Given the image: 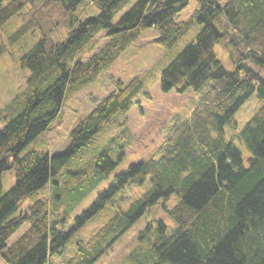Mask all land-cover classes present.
Masks as SVG:
<instances>
[{
	"label": "trees",
	"instance_id": "1",
	"mask_svg": "<svg viewBox=\"0 0 264 264\" xmlns=\"http://www.w3.org/2000/svg\"><path fill=\"white\" fill-rule=\"evenodd\" d=\"M31 1L0 0V29ZM90 1L99 11L77 19L83 0H49L67 15L70 30L63 40L42 33L22 53L25 85L0 109V178L7 170L15 178L8 191H0L1 259L5 264H52L53 256L63 254L62 264H94L158 207L160 215L146 219L138 231L140 245L129 253L127 264H141V257L147 264H264V0H196L185 20L178 16L189 0ZM36 27L33 18L15 30L9 43ZM150 28L157 30L152 41L165 48L196 30L194 40L161 71L160 87L164 92H200V102L185 120L168 126L158 157L117 174L113 185L68 227L72 206L65 197L72 188L66 181L58 183L59 169L118 114L129 111L136 88L120 86L102 98L71 129L65 151L50 156L23 149L59 115L66 95L95 81ZM101 35L106 41L98 47ZM214 44L227 50L231 70L216 58ZM4 50L0 44V55ZM253 95L259 106L227 141L225 126L235 129L234 114ZM112 157L106 148L71 175L89 184L94 175H88V166L105 177L122 151L116 160ZM49 182L57 185L58 201L44 193ZM126 189L130 202L124 206ZM107 200H113L110 219L88 239L70 245L74 233L103 211ZM25 223L27 230L7 245Z\"/></svg>",
	"mask_w": 264,
	"mask_h": 264
},
{
	"label": "rangeland",
	"instance_id": "2",
	"mask_svg": "<svg viewBox=\"0 0 264 264\" xmlns=\"http://www.w3.org/2000/svg\"><path fill=\"white\" fill-rule=\"evenodd\" d=\"M222 1L225 2L226 0ZM48 2L49 0L27 2L19 14L13 16L0 29V44L5 47L4 52L0 55V109L4 108L25 85L28 71L20 69L19 58L22 53L30 48L42 33L53 39L63 40L70 30L67 15L58 5ZM197 5L196 0H189L187 6L180 11L178 19L185 20L190 17ZM98 11V8L90 0H83L75 12V17L83 19L87 15L96 14ZM33 18H35L37 27L30 29L23 37L10 44L9 37L15 30L21 25L29 23ZM117 19L118 16L115 21ZM156 35V29H147L109 67L104 69L95 81L72 94L66 95L59 115L51 121L45 131L41 132L23 149L24 152L33 148L50 156L65 151L70 143L71 129L87 116L102 98L120 86L127 87L131 84L136 88L134 94L136 103L129 111L126 114H118L112 122L105 125L97 133L86 147L71 157L59 169L56 177L58 183L62 186L66 181V184L72 188L71 190L67 188L71 195L65 197L66 202L72 206L68 227L73 226L74 218L92 205L98 193L113 185L114 177L117 174L126 171L130 164L144 161L150 157H158L160 145L169 129L168 126L174 122L185 120L200 102V92L191 90L182 93L164 92L160 87L161 71L189 42L194 40L196 30L191 29L171 48H165L153 42L152 39ZM105 41L101 35L98 47ZM98 47L95 50H98ZM213 52L225 69L231 70L233 68L227 50L219 44H214ZM259 104L260 101L257 102L253 95L237 110L232 121L235 123V129L230 124L224 128V137L227 141L244 126ZM235 143L246 151L245 147L237 140ZM106 148L111 150L114 160L122 151L121 159L118 160L117 165L109 174L100 177L102 175L101 170L96 168V171L92 172V169L86 166L88 175H94L89 184L88 182L81 183L78 179L79 175L72 177L71 173L82 170L88 160ZM14 180V173L11 170L3 172L0 178L1 193L8 191L13 186ZM81 184L84 185L80 187ZM46 187L44 193L58 201L55 198L58 192L57 185L49 182ZM127 193L126 189L122 194L124 206L130 202V198L126 197ZM108 203L103 211L96 212L89 221L79 227L78 231L71 237L70 245H73L78 238L88 239L110 219L113 215V205H111L113 200ZM157 215H160V209L158 207L151 208L145 217H141L126 232L121 234L94 264H127L126 260L129 253L140 245L137 239L138 231L143 228L146 219H151ZM28 227L29 224L25 223L19 228L7 240V245L14 242ZM72 251L70 246L67 254H72ZM64 259L63 254L53 256L51 263L62 264ZM140 259L142 260L141 264H147L145 257ZM131 260H135V258ZM0 264H5L1 257ZM135 264L138 262L136 261Z\"/></svg>",
	"mask_w": 264,
	"mask_h": 264
}]
</instances>
